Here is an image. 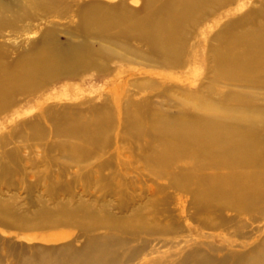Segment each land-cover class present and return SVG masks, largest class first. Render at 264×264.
<instances>
[{"label":"bare ground","instance_id":"obj_1","mask_svg":"<svg viewBox=\"0 0 264 264\" xmlns=\"http://www.w3.org/2000/svg\"><path fill=\"white\" fill-rule=\"evenodd\" d=\"M221 1L145 0L144 9H141L144 17L139 18L140 12L132 11L125 0L113 6L100 0H89L79 11L83 30L76 29L71 33L72 37L83 39L80 45H63L52 32L45 33L42 43L32 52L22 53L16 63H9L2 54L0 43V115L13 107L11 96L14 93L36 92L48 81L74 77L82 69L95 67L96 59L103 57L104 53L101 47L90 45V39L109 41L112 47L129 50L128 41L135 34L151 49L149 57L154 62L182 69L190 30L204 20L208 9H219ZM63 3V0H29L30 8L23 5L22 9L27 14L32 9L51 13L60 11ZM157 3H161L159 7H156ZM15 10V5L0 2V39L6 29L15 28L22 21L21 14L14 16ZM253 20L250 13L238 21H230L216 34L211 51L214 65L211 89L221 81L240 86L256 84L264 89V20ZM190 99L203 115L186 110L176 116L155 109L153 113L148 111L149 114L139 110L129 112L126 134L144 153L150 152L143 159L147 166L167 168L171 162L180 160L190 163L184 174L160 180L169 181L168 187L180 193L178 212L183 216L192 209L198 219H203L205 230L212 233L198 235L197 232V238L183 240L179 236L173 238L183 228L172 225L168 211L166 213V209L157 204L171 202L166 186L157 183L141 188L140 196L132 202L130 183H122L124 176L120 179L118 173L110 171L111 167L106 164L93 171L90 177L105 187L107 198L119 201L117 210L121 215L100 221L92 218L88 207L83 204L75 208L61 204L50 209L40 203L32 216L17 218L9 210H2L0 201V264H6L7 259L12 260L11 264H264V108L253 105L251 99L230 92L224 94L220 102L213 98L207 100L200 94ZM102 112V109L96 110L98 116L88 122L68 112L52 110L48 114L55 124L58 138L68 141L69 137L84 142L96 153L105 154L110 144L108 137L112 124ZM43 133L39 134L43 136ZM8 153L1 159L4 168L0 180L9 179L12 170L10 162L15 156ZM73 153L76 156L87 154L77 149ZM84 155L81 161L87 157ZM108 171L110 173L105 174ZM51 194L55 197L54 191ZM185 195L191 197V204ZM214 218L221 221L217 223ZM246 218H250L247 223L244 222ZM88 220L92 224H88ZM65 226L82 229L85 243L81 248L71 243L50 249L20 248L12 242L24 233L19 235L1 230L6 228L15 232L21 229L26 235L32 230L54 232ZM101 230L106 233L98 234ZM26 239L49 244L66 240L62 235L53 234L27 236ZM216 239L222 246L213 243ZM188 248H191L189 252Z\"/></svg>","mask_w":264,"mask_h":264},{"label":"rangeland","instance_id":"obj_2","mask_svg":"<svg viewBox=\"0 0 264 264\" xmlns=\"http://www.w3.org/2000/svg\"><path fill=\"white\" fill-rule=\"evenodd\" d=\"M63 1L60 11L44 13L33 10L31 7L32 11L27 14L22 8L24 6L30 8L29 0H0L2 4L16 6L14 16L22 15V21L18 23V26L6 29L3 33L4 36L0 39L2 54L7 57L9 63H16L22 53L32 52L34 48L42 43L45 33L52 32L55 39L63 45L69 43L80 45L84 42L82 38L72 37L71 33L76 29L82 28L81 30H83L79 11L81 6L89 0ZM121 1L100 0V2L112 6L120 4ZM125 1L132 11L140 12L139 18L144 17L142 10L144 9L145 0ZM263 1L222 0L221 6L217 9V14L214 13L217 11L215 10L216 7L208 9L204 13V20L190 30L187 38V49L182 59L184 61L182 69H175L154 62L149 57L152 54L151 49L145 43H142L135 34L128 41L129 50L112 47V43L109 41L90 39L89 44L98 48L101 47L100 49H103L101 51L104 53L103 57L96 59L97 64L95 67L82 69L74 77L48 81L36 92L20 91L14 93L11 96L13 107H9L10 110L0 115V173L3 172L4 168L1 161L4 154L9 152L10 155L15 156L12 161L16 162L9 161L12 169L9 179L0 180V201L3 205V207L1 205L0 207L2 210H9L17 218H20L32 216L36 209H39L40 203L41 206L50 207V209L61 204H68L69 208H75L83 204L88 207L92 218L100 221L115 218L113 216L121 215L117 210L119 201L116 198H107L105 187L96 183L94 178V180H91L94 174L93 171L95 172L103 165L108 164L107 166L111 167L110 171L117 172L120 179L124 176L122 179L124 182L122 183H130L129 195L132 202L140 196L141 188H147L150 184L152 186L157 183L166 186V194L171 202L163 203L160 201L157 204L159 208L166 209V213L168 211L172 225H180L183 228L182 232L173 238L179 236L178 238L183 240L182 238L187 237L197 238V232L198 235L212 233L205 230L203 219H198L192 209L183 216L178 212L180 193L168 187L169 181L160 180L162 177L169 180L175 174L178 176L184 174L187 168L190 167V163L180 160L171 162L167 168L147 166L143 159L150 152L144 153L142 148L134 143L132 137L126 134L128 113H135L138 110L153 113L156 110L165 112L170 116H176L180 111L186 110L191 114L203 115L202 112L195 109L194 101L190 99L191 96L200 94L207 100L213 98L220 102L224 94L228 92L240 95L248 100L251 99L249 101L253 105L264 108V89H261L262 87L259 85H230L221 81L213 85V90L210 87L211 81L214 80L212 71L214 67L213 54L211 51L216 34L230 21H238L244 16L250 15V13L254 18L253 21L264 20ZM160 4L157 3L156 7H159ZM230 10H232L231 14H227ZM254 11L259 13L255 14ZM99 109L103 110L102 113L109 119L110 125L112 124L108 137L110 144L105 154L96 153L94 148L84 142L69 137H67L68 141L58 138L55 124L48 114L52 110L60 113L68 112L71 116H80L84 122H88L95 120V117L98 116L96 110ZM151 112H148V114ZM39 133H43V136ZM33 134L39 135L34 136ZM262 136L264 137V132H262ZM142 141L145 142V140ZM147 141L149 142V138H147ZM64 144L69 145V147H62ZM48 147L51 148L50 151ZM75 149L79 150L80 153L87 154L76 156L73 153ZM83 155L87 157L82 158L81 161ZM112 160L114 161L111 162ZM109 173L108 171L105 174ZM51 191L55 192V197L51 194ZM185 196L188 197L189 204H191V197ZM228 216H231V214ZM249 219H244V222H249ZM214 221L219 223L221 219L214 218ZM87 223L92 224V221L88 220ZM248 229L250 230V228ZM1 230L19 235L24 233L20 239L12 242L20 248L43 247L50 249L69 243L76 248H81L85 243L82 229L78 226H65L57 228L54 232L32 230L26 235V231H21V229L15 232L6 228ZM42 233L44 235H62L66 240L59 244H49L40 241L29 242L26 239L27 236H40L43 235ZM105 233V230L98 232L101 235ZM232 234L233 231L230 235ZM6 238L4 240L8 242L9 239ZM213 243L222 246L219 239L214 240ZM190 250L191 248H188L187 252ZM7 263L11 264L12 260L7 259Z\"/></svg>","mask_w":264,"mask_h":264}]
</instances>
